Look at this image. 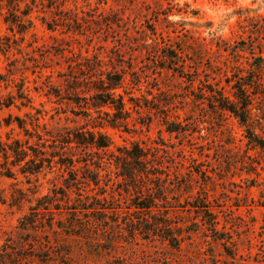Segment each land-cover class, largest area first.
Here are the masks:
<instances>
[{
	"label": "rangeland",
	"instance_id": "1",
	"mask_svg": "<svg viewBox=\"0 0 264 264\" xmlns=\"http://www.w3.org/2000/svg\"><path fill=\"white\" fill-rule=\"evenodd\" d=\"M0 39V142L36 144L17 119L112 142L73 169L0 166V264H264V152L210 93L250 84L264 139V0H0ZM110 72L128 119L93 129ZM133 144L152 160L135 185L115 163Z\"/></svg>",
	"mask_w": 264,
	"mask_h": 264
},
{
	"label": "trees",
	"instance_id": "2",
	"mask_svg": "<svg viewBox=\"0 0 264 264\" xmlns=\"http://www.w3.org/2000/svg\"><path fill=\"white\" fill-rule=\"evenodd\" d=\"M61 6H65V1H62ZM30 23L32 22L30 21ZM49 29L51 30L52 28ZM19 33L23 35L25 30H19ZM0 48L3 49L1 43ZM101 75L102 78L99 79L95 88L92 90L96 92L89 97L92 103H87L86 109L88 111L95 109L99 114H105L108 117L111 114L104 112V108H109L113 111L110 120H104L105 122L93 126V129L102 128L105 124L112 128H117L118 124L128 119L124 99L121 95L116 94V90L121 88L124 83V76L118 74L113 75L112 72ZM249 87L250 84H242L234 88L233 99L226 97L222 92L211 91L210 93L214 100V107L228 112L237 118L246 129L248 144L254 149L264 152V139L256 135L250 126L253 98L250 94ZM19 99L23 101L24 98L20 96ZM39 121L40 119H37L35 122L34 133H30L25 126V122L17 119L19 129L23 130L29 139H34L36 136L37 142L34 146L30 142H23L22 140L0 142V166L5 165L9 171L11 170L10 167L16 168L25 176L39 175L45 169L52 170L57 167L73 169L78 160L71 153L74 149H81V151L88 149L108 151L112 145L110 138L101 131L76 130L73 133L67 132L65 135L61 131L59 135L54 136L46 132L42 135L38 130L41 128L45 130L46 125L40 124ZM48 135H50L49 139H47L49 137ZM50 149L52 150L51 152L49 151ZM117 151L122 154V157L115 158L116 166L122 169L123 177H127L130 183L135 185L141 176L150 175L148 165H150L152 160H150V155L145 148L139 144H133L131 148H125V150L118 148ZM103 163L105 162H101L102 165ZM44 200L46 198H42L40 202ZM45 207L47 206L41 205L39 210H46ZM152 207L153 204L151 202L150 204H145L140 209L151 210ZM29 219L26 216L24 222L25 220L30 221Z\"/></svg>",
	"mask_w": 264,
	"mask_h": 264
}]
</instances>
